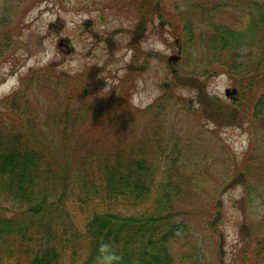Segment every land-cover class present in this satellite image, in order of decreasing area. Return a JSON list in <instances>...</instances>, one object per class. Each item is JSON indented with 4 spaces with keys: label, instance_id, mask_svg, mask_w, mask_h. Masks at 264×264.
<instances>
[{
    "label": "trees",
    "instance_id": "1",
    "mask_svg": "<svg viewBox=\"0 0 264 264\" xmlns=\"http://www.w3.org/2000/svg\"><path fill=\"white\" fill-rule=\"evenodd\" d=\"M41 1L0 0V66L16 47L20 20ZM160 1L130 0L140 14L139 33L155 12L168 20ZM184 1L199 8L196 19L208 29L194 36L193 19L181 28L179 55L186 54L194 67L186 75L174 70L173 83L195 84L196 77L208 80L221 72L230 77L238 89L233 108L224 110L197 91L200 107L185 111L199 121L203 114L221 122L228 114L233 123L246 125L250 141L241 161L227 152L220 154L219 170L214 159L188 164L187 147L193 145H180L175 137L183 102L174 91L166 89L138 108L130 99L135 89L130 72L111 89L85 95L87 89L77 88L79 77L72 76L68 87L51 65L31 69L0 100V264H218L204 261L199 237L208 227L222 243L221 200L213 202L214 212L208 205L199 221L204 213L191 195L203 193L206 176L225 178L229 162L235 170L228 184L244 183L240 210L246 214L250 208L257 216L238 225L243 240L235 260L264 264V0ZM132 45L134 58L147 62V51ZM49 85L59 98L50 110L39 107L36 93ZM212 106L216 109L207 114ZM120 127L125 137L115 142L109 135ZM95 128L106 130L105 136L87 139L84 134Z\"/></svg>",
    "mask_w": 264,
    "mask_h": 264
},
{
    "label": "rangeland",
    "instance_id": "2",
    "mask_svg": "<svg viewBox=\"0 0 264 264\" xmlns=\"http://www.w3.org/2000/svg\"><path fill=\"white\" fill-rule=\"evenodd\" d=\"M129 2L130 0H42L32 6L20 20L19 32L15 34L14 51L0 66V100L19 86L20 78L29 70L45 69L47 65H51L54 72L64 75L68 87H73L72 76L79 77L81 81L77 88L87 89L88 93L85 92V95L96 93L98 89H111L119 78L130 72L135 79V89L130 97L134 107H148L154 99L167 91L166 89L174 91L183 102V108L175 118L174 133L180 145H193V150L187 147L185 157L189 159L188 164L192 162L194 166L195 163L204 165L207 163L206 158L208 161L214 159L219 170L220 154L226 157L227 152L236 155L237 161H241L250 141L246 125L233 123L230 121L231 115L228 114L222 116L221 122L203 114V119L199 121L185 111L186 107L190 110L200 107L197 91L214 97L218 104H222L224 110L233 108L232 99L238 91L231 92L228 96L224 94L225 89L238 90L230 77L221 72L211 74L208 80L196 77L193 80L195 84L190 80L188 83H173V70L179 75H186L188 70H193L194 67L192 62L188 63L186 60V54L180 55L177 61L168 62L169 56H178L180 52L181 28L187 19H193L194 36H197L199 31L208 29L196 19L200 16L199 8L190 9L189 5L182 4L185 3L184 0H161L158 8L162 12L166 10L169 14L168 20L160 19L155 12L148 19L143 35L136 39L131 30L137 29L139 32L141 27H138V24L141 18L136 8H130ZM156 5L157 1L154 6ZM203 5L209 7L211 3L203 1ZM63 38L65 40H61ZM133 41L147 51V62L144 58H134L132 47L136 46L132 45ZM52 85L40 91L38 88L36 92L39 93V107L42 109L57 107L59 98L53 93L55 87ZM117 106L115 104L111 108ZM215 109L214 106L208 107L207 114H211ZM123 130L125 128L120 127L117 133L114 131L109 136L117 142ZM257 130L259 131L258 128ZM88 131L90 134H84L87 139L100 138L106 134V130L102 128ZM122 143L128 147L130 142ZM221 145L226 151H220L218 146ZM229 164L230 171L225 178L214 174L206 176L203 180V193L191 195L198 197L199 211L204 213L197 219L199 221L205 219L209 213L206 211L208 205L209 210L214 212L216 209L212 208L213 202L216 199L221 200L219 229L222 243L217 244L218 236H213L208 227L205 234L201 233L202 236L199 237V252L202 250L205 262L241 264L239 259L235 260L243 240L238 225L242 224L243 218H246V226L257 218L250 208L246 214L240 210L241 205L244 206L246 202L244 183L235 179L234 184H228L235 170L234 163ZM225 186L228 188L224 189ZM259 200V197L255 198L254 202L258 203ZM257 205L254 204L251 208L255 209ZM194 234L196 235L195 232Z\"/></svg>",
    "mask_w": 264,
    "mask_h": 264
},
{
    "label": "water",
    "instance_id": "3",
    "mask_svg": "<svg viewBox=\"0 0 264 264\" xmlns=\"http://www.w3.org/2000/svg\"><path fill=\"white\" fill-rule=\"evenodd\" d=\"M176 59H177V55H172V56H170V57L168 58V61L176 60ZM235 91H236L235 88H233V89H231V90L226 89V90H225V95L227 96V95H229V92H235Z\"/></svg>",
    "mask_w": 264,
    "mask_h": 264
},
{
    "label": "flooded vegetation",
    "instance_id": "4",
    "mask_svg": "<svg viewBox=\"0 0 264 264\" xmlns=\"http://www.w3.org/2000/svg\"><path fill=\"white\" fill-rule=\"evenodd\" d=\"M131 34L134 36V38L135 37H138V36H142L143 34L142 33H139L138 31H137V29H135V30H131ZM61 40H65L64 38L63 39H61ZM60 40V41H61ZM60 45H61V43H60ZM170 57V56H169ZM179 59V58H178ZM177 59V60H178ZM177 60H174V61H177ZM173 72H174V70H173ZM231 94V92H229V95ZM232 96V95H231Z\"/></svg>",
    "mask_w": 264,
    "mask_h": 264
}]
</instances>
